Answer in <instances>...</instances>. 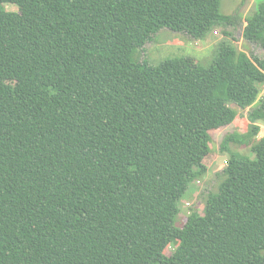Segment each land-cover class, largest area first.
I'll return each mask as SVG.
<instances>
[{"label": "trees", "instance_id": "16d2710c", "mask_svg": "<svg viewBox=\"0 0 264 264\" xmlns=\"http://www.w3.org/2000/svg\"><path fill=\"white\" fill-rule=\"evenodd\" d=\"M221 1L0 0V264H264V139L223 141L218 189L177 226L231 105L264 118V58L136 57L165 29L236 24ZM247 23L264 48V2Z\"/></svg>", "mask_w": 264, "mask_h": 264}, {"label": "rangeland", "instance_id": "374dc122", "mask_svg": "<svg viewBox=\"0 0 264 264\" xmlns=\"http://www.w3.org/2000/svg\"><path fill=\"white\" fill-rule=\"evenodd\" d=\"M262 2L264 0H222L220 7L222 15L236 17V24L216 27L202 41L195 40L183 33L165 29L155 37L153 42L139 50L136 57L140 62L146 61L151 66H158L168 59L180 57H191L199 64L209 66L212 64L220 44L226 42L233 44L238 51L246 53L251 58H264V48L259 44L248 42L244 36L248 18L255 13ZM5 7L7 11H19L16 5L6 4ZM262 99H264V86L261 87L259 97V100ZM258 106L259 103L243 110L231 105L238 113L234 123L211 131V153L205 161L208 172L196 179L183 199L182 211L177 222L178 227H184L193 213L203 214L207 194L218 189L221 174L230 159L229 154L253 156L252 146L264 139L263 116L257 121L250 119V114ZM255 125L259 126L260 131L257 136H252ZM230 136H234L236 140L229 144V154L223 153L221 145ZM173 251L174 247L172 246L168 248L166 254L170 256Z\"/></svg>", "mask_w": 264, "mask_h": 264}]
</instances>
